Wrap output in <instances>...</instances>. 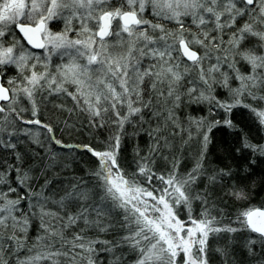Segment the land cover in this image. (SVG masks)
Segmentation results:
<instances>
[{
  "label": "snow or ice",
  "instance_id": "obj_1",
  "mask_svg": "<svg viewBox=\"0 0 264 264\" xmlns=\"http://www.w3.org/2000/svg\"><path fill=\"white\" fill-rule=\"evenodd\" d=\"M262 190L264 0H0V264H264Z\"/></svg>",
  "mask_w": 264,
  "mask_h": 264
},
{
  "label": "trees",
  "instance_id": "obj_2",
  "mask_svg": "<svg viewBox=\"0 0 264 264\" xmlns=\"http://www.w3.org/2000/svg\"><path fill=\"white\" fill-rule=\"evenodd\" d=\"M57 30H59V27L56 28ZM11 74H15L14 72ZM203 114V113H200ZM246 115V114H245ZM236 120L237 122H247L245 120V117H242L239 112H237L236 114ZM241 127L244 126V123L240 124ZM88 133L85 132L83 134L80 135H73L70 139L66 136L65 139L67 140V142L69 143H84L88 141ZM103 138V137H101ZM226 140L230 141L231 140V136L229 134V132L227 130H222V131H218L215 133V141L217 144H223ZM213 154L214 155H219V153H217L216 149L213 148L212 149ZM256 179H259V176L256 177ZM264 199V190L261 191L260 195L257 197V199L254 201V203H256L257 205H259L260 200ZM34 234V233H33Z\"/></svg>",
  "mask_w": 264,
  "mask_h": 264
},
{
  "label": "rangeland",
  "instance_id": "obj_3",
  "mask_svg": "<svg viewBox=\"0 0 264 264\" xmlns=\"http://www.w3.org/2000/svg\"><path fill=\"white\" fill-rule=\"evenodd\" d=\"M54 30H57V29H54Z\"/></svg>",
  "mask_w": 264,
  "mask_h": 264
}]
</instances>
